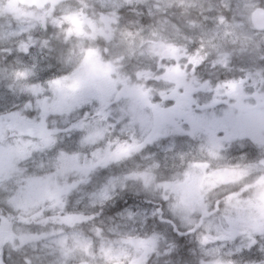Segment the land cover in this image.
I'll list each match as a JSON object with an SVG mask.
<instances>
[{
  "label": "snow or ice",
  "instance_id": "6c2138e0",
  "mask_svg": "<svg viewBox=\"0 0 264 264\" xmlns=\"http://www.w3.org/2000/svg\"><path fill=\"white\" fill-rule=\"evenodd\" d=\"M144 7L146 0H101L99 17L105 27L96 39L104 40L106 45L82 48L68 62L71 70L66 75L36 83L28 69L9 74L7 93H0V108L4 109L0 112V264H31L21 256L24 247L31 246L35 252L37 243L53 237L59 264H72L75 255L99 256L102 264H152V256L159 255L164 238L160 233L143 237L130 233L116 247L113 241H105L103 228L93 223L96 215L68 210L69 197L83 191L99 170L138 155L147 164L134 171L109 175L88 193L90 207L102 208L112 200L118 187L129 182L140 184L147 191H155L163 202L157 209L162 222L179 218L187 228L185 233L176 230L178 239L166 253L171 257L169 264H182L188 259L185 235L196 237L210 264H264V54L258 57V79L252 89L260 104L249 105L239 115L226 111L219 118L213 116L203 129L207 141L200 145V155L186 160L187 154L179 153L183 162L180 171L175 177H164L158 174L159 162L152 156H143L146 147L170 134L195 136L200 130L195 122L202 118L187 116L188 131L176 122L171 133L160 128L158 119L162 114L183 115L182 104L196 103L192 98L194 89L172 97L175 103L161 91V102L152 103L151 90H141L140 82L148 88L147 77L159 79L166 68L182 71L185 79L190 68L193 81H198L197 73L206 64L227 68L231 56L219 49L209 53L203 44H193L184 48L183 66L161 59L162 66L156 73L137 69L121 78L125 61L135 55V44L131 48L126 45V39L133 34L130 29L118 34L108 25L112 20L119 25L122 14ZM256 7L264 12V7ZM57 8L62 15L56 16ZM61 9V0H38L25 10L34 17L36 26L47 28L49 21L56 26L66 24L68 37L86 36V24L96 30V22L88 21L84 9ZM228 9L232 10L231 5ZM148 10L158 14L160 7ZM255 11L249 7L247 15L251 17ZM227 16L228 12L222 13L220 23ZM254 31L264 34V29ZM22 37L23 33L12 39ZM117 39L124 50L113 53L107 44ZM31 43V39L20 42L15 51L29 53ZM7 51L11 54L14 50ZM261 52L264 53V44ZM256 76L253 73L250 79ZM243 83L242 77L240 84ZM235 86V82L226 85L229 89ZM133 87L136 103L129 106ZM21 98L22 102H17ZM256 107L260 110L255 111ZM145 108L152 112L146 113ZM235 129H240V133ZM245 139L258 145L260 158L246 163L226 161L222 155L225 145ZM240 161L245 158L240 157ZM120 215L133 220L138 214L126 211ZM33 225L41 229L52 225L53 229L33 232ZM84 225H92L95 239L81 230ZM226 243L234 246L227 253L229 259H217Z\"/></svg>",
  "mask_w": 264,
  "mask_h": 264
},
{
  "label": "rangeland",
  "instance_id": "374dc122",
  "mask_svg": "<svg viewBox=\"0 0 264 264\" xmlns=\"http://www.w3.org/2000/svg\"><path fill=\"white\" fill-rule=\"evenodd\" d=\"M140 2L144 3V0H140ZM62 4L63 9L61 11L64 9L74 11L90 9L91 16L86 15V17L88 21L96 22V30L94 31L92 26L86 24V36L82 38L68 37L63 26L55 27L56 25L51 23V25L48 24V30L45 31L46 28L43 26H36L34 17H30L25 10L26 8L20 7L16 0H0V49H3L1 52L5 53L3 56L0 55V93H7L6 85L11 82L9 74L12 71L28 69L32 72L31 79L33 82L44 83L49 79L60 76L63 69L69 66L68 62L74 60L80 54L82 48L89 45L98 47L106 45L104 40L96 39L99 31L105 25L101 23L100 17L98 20L91 18L96 15V9H100L101 0H63ZM261 4L264 7V0H146V7H151L153 10L159 5V13L177 8L184 10L191 8L195 11L197 19L196 21H183V25L180 26L171 19L160 18L159 13L149 12V14H154L158 18L147 25L130 29L133 35L126 39V45L131 48L135 44V55H131L125 61L121 78H126L127 74L137 69L151 70L153 73L158 72L162 66L161 59L164 61L169 60L162 57L161 53L164 50L173 54L171 59L176 64L183 66L185 61L182 57L186 54L184 48H191L193 44H203L209 53L214 54L219 49L221 52L229 53L231 56V64L227 68L213 67L209 62L197 73L199 77L197 82L200 86L196 97L198 107L189 108L182 104L180 112L184 113L183 115L162 114L159 117L158 126L167 129L170 133L174 129V122L179 123L185 131L190 130V125L186 118L189 115L201 117L202 119L195 122L200 129L195 136L170 134L167 137H162L159 143L146 147L143 156H152L159 162L160 169L158 174L167 172V177H175L183 163L178 158L179 153L187 154L186 160L200 155L199 147L207 141V135L203 129L211 123L213 116L219 118L226 111L234 115H239L241 112L234 107L235 103L229 98L228 93L229 91L233 93L237 91V88L244 85L252 90L256 79H258L257 70L260 66L258 57L264 54L261 52V45L264 44V34H258L253 30L247 10L249 7L258 8L256 6ZM229 5H231V11L228 9ZM224 12H228L227 19L220 23L219 16ZM108 27L118 34L121 31L114 20L111 21ZM21 33H23L22 40L12 39L13 36H20ZM51 34H60V37L56 36V38L58 40L60 38L63 51L59 47H54L53 49L51 45L53 37ZM47 35L49 38H45ZM29 39L32 41L29 53L15 51L20 42H26ZM107 47L113 53H119L124 50L120 39L107 44ZM8 49H13L14 51L9 54ZM56 49L60 53L59 56L53 53ZM155 53H158V58L154 59ZM127 65L133 67L124 69ZM188 71L191 74L190 68ZM221 71L224 79H220L217 82L212 81L211 77L216 76L217 78L218 72ZM176 72L178 70L175 68H166L164 75L159 77V79L147 77L148 88L143 87L142 81L139 88L143 91L151 90L152 99L150 102L152 103L161 102L159 97V92L161 91H164L172 103H175L171 99L175 96V88L171 78ZM253 73H256L257 76L250 79ZM242 77L245 83L240 84ZM178 78L172 80L176 83ZM193 82L190 75L189 84L191 85ZM233 82H235V87L232 89L226 87V85ZM132 89L136 90L135 87ZM259 91V88H257L256 93L259 94ZM22 100L23 98L17 102H22ZM127 103L132 106L136 103V99L129 97ZM248 105L254 104L251 102ZM3 110V108H0V112ZM254 110L259 111L260 108H254ZM144 111L149 114L152 112L150 108H145ZM234 131L239 134L241 130L235 129ZM222 155L226 161H240V157H244L245 161H254L260 158L261 154L258 145L245 139L242 143L236 141L231 145L226 144ZM147 162L138 155L134 161H126L112 166L110 169L99 170L93 175L89 184L84 186L83 191L74 193L69 197L68 210L96 215V220L99 219V224L95 226L103 228L105 241H113L116 247H119L118 241L130 233L143 237L162 230L161 224L163 222L157 212V209L162 205V201L155 191H147L140 184L129 182L123 188L118 187L113 194L112 200L107 202L102 208H93L88 205V193L94 187H98L109 175L134 171L138 166L146 165ZM0 208H3V206L0 205ZM4 211L6 212V209ZM126 211H131L138 215L133 220H128L125 216L120 215ZM165 215H168L167 212H165ZM177 219L184 225L179 218ZM91 228L92 225H84L81 230L89 236H93ZM52 229L53 226L49 225L45 229L31 228L30 230L33 232H51ZM193 238L195 243L190 254L196 259L190 264H210L208 254L197 244L196 237L194 236ZM93 239H95L94 236ZM54 240L55 238L53 237L37 243L35 252L31 246L26 245L21 256L30 260L31 264H59ZM233 247V245L226 243L217 259H229L227 253ZM253 258L256 257L254 256ZM21 264H23V261H21ZM72 264H102V260L99 256L85 257L75 255L72 259Z\"/></svg>",
  "mask_w": 264,
  "mask_h": 264
},
{
  "label": "trees",
  "instance_id": "16d2710c",
  "mask_svg": "<svg viewBox=\"0 0 264 264\" xmlns=\"http://www.w3.org/2000/svg\"><path fill=\"white\" fill-rule=\"evenodd\" d=\"M262 6V4L260 5ZM149 7H144L143 9H136V10H129L125 14L121 15L120 23L118 25V28L120 30L123 29H131L133 27H138V26H143L147 25L150 22L154 21L158 17L155 16L154 14H149ZM137 12H140L141 15H137ZM159 17L162 19H171L173 22L177 23L178 25L182 26L183 21H196L197 15L195 11L191 8H188L187 10H184L182 8H177V9H171L167 10L163 13H159ZM185 24V22H184ZM53 37V40L51 41V45L54 49L55 48H60L62 50V44L59 40L56 38L60 37V34H51ZM45 38H49V36H45ZM50 40V39H48ZM3 49H0V55H5V53H2ZM63 51V50H62ZM56 56H59L60 53L58 50L53 51ZM129 67V66H128ZM133 67V66H130ZM129 67V68H130ZM127 69V68H125ZM219 74L213 77L212 81L217 82L220 81V79H224L222 77V71L218 72ZM159 175H163L164 177H167V172L159 173ZM7 212V209H6ZM157 216V215H156ZM169 219H172L169 217ZM162 230L158 231L157 233H160L162 235L161 242H160V248H159V255H153L152 256V264H169V261L171 260V257L166 255L168 249L167 246L169 247L170 244H172L174 241L178 239L176 235V230L178 229L180 232L185 233L187 232V229H181V228H186L177 218L172 219L171 223H165L161 224ZM175 225V227H173ZM31 228H39L38 226H31ZM194 236L191 235H185L184 236V244L187 246V252L186 255L188 259L186 261H182V264L184 263H191L193 260L196 258L190 254V251L194 248V243L195 240L193 238ZM193 238V239H192ZM175 264V262H173Z\"/></svg>",
  "mask_w": 264,
  "mask_h": 264
},
{
  "label": "flooded vegetation",
  "instance_id": "af4514ba",
  "mask_svg": "<svg viewBox=\"0 0 264 264\" xmlns=\"http://www.w3.org/2000/svg\"><path fill=\"white\" fill-rule=\"evenodd\" d=\"M168 55V56H167ZM173 54H166L163 55V58H168V61H171L173 58L172 56ZM154 56L158 57V53H155ZM173 61V60H172ZM141 64V63H140ZM129 65H127L125 68H128ZM191 74L189 73V76ZM189 76L187 79H185L184 74L182 71L178 70V72H176V74L173 75V78H171V82L173 83V86L175 88V96H180L181 93H183L186 90H193L192 92V98L196 101V97L198 95L199 92V83L197 81H194L191 85L189 84ZM179 77V78H178ZM178 78L177 82L175 83L173 80ZM173 79V80H172ZM179 79H180V83H179ZM175 84H177V86H175ZM178 84H180V86H178ZM229 98L231 100L234 101V107H236L239 111L244 110L245 108H247L251 102H253L254 105H259L260 101L256 100L254 98V94L251 90L250 87L247 86H243V87H239L237 88V91L233 92L232 95H228ZM129 97L132 99H136L137 97V93L136 90H131L129 93ZM172 99V98H171ZM175 102V101H174ZM198 102L196 101V103H192L190 105H186L189 108H192L193 106L198 107ZM184 105V104H183ZM259 108V107H256ZM16 260H19V257H16ZM21 264V262H20Z\"/></svg>",
  "mask_w": 264,
  "mask_h": 264
},
{
  "label": "clouds",
  "instance_id": "9594fccd",
  "mask_svg": "<svg viewBox=\"0 0 264 264\" xmlns=\"http://www.w3.org/2000/svg\"><path fill=\"white\" fill-rule=\"evenodd\" d=\"M37 2H38V0H23V3H24L25 6H30V5H32V4H34V3H37ZM99 14H100V9L97 8V9H96V15H95L94 17H91V18L98 20V19H99ZM60 15H62V13L60 12V9L57 8L56 16H60ZM85 15H89V16H91V10H90V9H85ZM48 24L51 25V22L49 21ZM55 27H58V26H55ZM63 27H64V28H67V25L65 24V25H63ZM47 30H48V29L46 28L45 31H47ZM70 70H71V68H70L69 66H67V67H65V68L63 69L62 74H60V75H66ZM134 160H135V158L132 159V160H129V161H134ZM230 162H232V163H237V162H240V161H230ZM246 162H247V161H243V162H240V163H246ZM161 203H163V202H161ZM101 219H102V218H101ZM93 223H94L95 225H98V224H99V219H97V220L94 221Z\"/></svg>",
  "mask_w": 264,
  "mask_h": 264
},
{
  "label": "water",
  "instance_id": "95a60500",
  "mask_svg": "<svg viewBox=\"0 0 264 264\" xmlns=\"http://www.w3.org/2000/svg\"><path fill=\"white\" fill-rule=\"evenodd\" d=\"M16 1L20 6H25L23 0H16ZM25 7L28 8L29 6H25ZM251 22L254 29L256 30L264 29V12H260L259 8L256 9V11L253 12L251 15ZM163 54L166 55L168 54V52L165 51L163 52Z\"/></svg>",
  "mask_w": 264,
  "mask_h": 264
}]
</instances>
